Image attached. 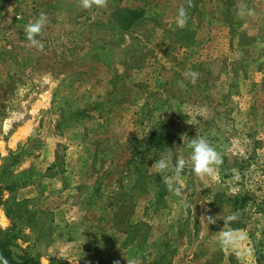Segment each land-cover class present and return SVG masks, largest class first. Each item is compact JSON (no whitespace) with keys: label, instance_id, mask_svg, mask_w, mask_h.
Here are the masks:
<instances>
[{"label":"rangeland","instance_id":"obj_1","mask_svg":"<svg viewBox=\"0 0 264 264\" xmlns=\"http://www.w3.org/2000/svg\"><path fill=\"white\" fill-rule=\"evenodd\" d=\"M193 3L178 28L186 0L91 10L79 0H0V231L15 235V256L264 264V35L243 38L244 58H198L199 30L238 34V5L251 0ZM41 12L50 23L38 51L24 28ZM186 71L198 79L181 89ZM162 121V142L151 145ZM195 136L222 164L203 177L186 166L181 191H169L152 165L187 160ZM11 198L28 202L5 204Z\"/></svg>","mask_w":264,"mask_h":264},{"label":"clouds","instance_id":"obj_2","mask_svg":"<svg viewBox=\"0 0 264 264\" xmlns=\"http://www.w3.org/2000/svg\"><path fill=\"white\" fill-rule=\"evenodd\" d=\"M108 0H79V6L84 10H91L95 8L107 7ZM187 6L181 5L177 9L175 17V23L178 28L186 27L189 20L188 9L194 7L193 0H186ZM238 15L254 16L255 13L252 10L247 9L246 5H238ZM50 21L46 13L41 12L39 15L30 20L24 28L26 40L29 48H35L38 51H43L45 44L42 42L44 29L49 25ZM183 79L177 81V86L181 89L187 87L185 81L195 85L198 79V73L195 71H186L182 74ZM187 147L191 150L189 158L186 160L183 156L176 159L175 164H172L171 157H161L156 160L152 167L155 168L156 173L162 177V182L165 184L169 191H181V187L176 186V182L184 171L185 167L190 165L191 171L197 177H203L206 175H212L215 167L222 164L221 155L216 151L215 147L204 137L192 138ZM173 173L174 175L169 176L167 173ZM187 206V205H186ZM207 218L209 223H214V218L211 216L202 217ZM235 216L228 217V221L235 220ZM0 264H8V260L2 254H0Z\"/></svg>","mask_w":264,"mask_h":264},{"label":"crops","instance_id":"obj_3","mask_svg":"<svg viewBox=\"0 0 264 264\" xmlns=\"http://www.w3.org/2000/svg\"><path fill=\"white\" fill-rule=\"evenodd\" d=\"M249 10L254 11L255 15L243 16V27L236 35L229 33V29L227 30L224 28L214 29L212 30L213 32L199 30L196 38L197 42L193 45L194 47L198 46V50H201L198 58L203 56L201 59L208 62L221 60V57H232L234 54L232 51L236 52L237 59H239L240 53L242 58L246 57L247 51L242 46L243 38L247 36V34L255 35L256 37L264 35V0H251ZM210 33L215 36L212 42L209 41L211 37ZM233 36H235L234 39H232ZM209 45H211L210 49L208 48ZM237 77L240 78V74H238Z\"/></svg>","mask_w":264,"mask_h":264},{"label":"trees","instance_id":"obj_4","mask_svg":"<svg viewBox=\"0 0 264 264\" xmlns=\"http://www.w3.org/2000/svg\"><path fill=\"white\" fill-rule=\"evenodd\" d=\"M128 12L129 14L134 15V17H140L142 13L137 12V10H124ZM167 122L162 121L159 125V129H156L151 135H150V144L154 146H158L162 142V136L164 133L160 131V128L165 126ZM136 142H139L137 140ZM131 144V143H130ZM16 203L17 205H21L22 203H26L28 201L23 202H17L16 198H11L9 200L5 201V204L8 203ZM6 207V206H5ZM5 212L7 213V216L10 218H13L10 210L8 207L5 208ZM15 237V235H11L9 231L3 232L0 231V254H2L4 257L7 258L8 264H41L34 256H25V257H17L11 250L12 246V240Z\"/></svg>","mask_w":264,"mask_h":264}]
</instances>
